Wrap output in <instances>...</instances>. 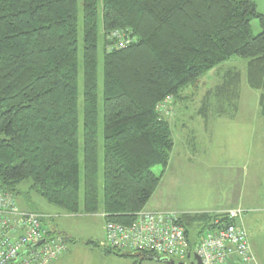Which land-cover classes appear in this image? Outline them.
Here are the masks:
<instances>
[{
    "label": "trees",
    "instance_id": "16d2710c",
    "mask_svg": "<svg viewBox=\"0 0 264 264\" xmlns=\"http://www.w3.org/2000/svg\"><path fill=\"white\" fill-rule=\"evenodd\" d=\"M81 3L80 66L78 0H0V191L28 201L34 193L67 215H95L101 210L105 221L129 225L160 183L161 176L151 169L159 166L164 171L174 146L170 124L158 111L160 105L178 99L209 71L236 57L246 61L248 87L263 92L258 106L264 123V15L250 0ZM254 19L260 26L256 36L250 31ZM114 33L130 41L118 47ZM99 50L102 205L98 197ZM240 80L238 71L228 70L214 91L218 102L233 104ZM209 97L211 92L199 111L203 118ZM25 183L27 188L20 189ZM215 219L237 224L220 214H183L180 223L191 252ZM85 245L104 255L131 258L134 264L152 256L124 254L90 241Z\"/></svg>",
    "mask_w": 264,
    "mask_h": 264
},
{
    "label": "rangeland",
    "instance_id": "374dc122",
    "mask_svg": "<svg viewBox=\"0 0 264 264\" xmlns=\"http://www.w3.org/2000/svg\"><path fill=\"white\" fill-rule=\"evenodd\" d=\"M258 13L264 15V0H250ZM99 34L101 33V13L99 12ZM251 35L260 32L257 19L251 21ZM82 59V3L78 0V61ZM102 52L99 50L98 65V197L103 200V114H102ZM228 70L238 71L241 75L238 86V98L233 104L225 100L218 102L215 88L222 83L223 75ZM79 100V166L83 175L82 157V121L81 69L78 75ZM211 92L207 103V117L200 116V110L206 94ZM262 91L252 90L246 82V61L236 57L209 71L194 86L182 91L178 99H168L159 106V113L170 124L174 146L169 156L166 169L159 166L151 171L161 176L160 183L147 203L148 208L160 212H177L182 214H216L234 204L241 190L255 182L258 190L264 191V123L259 114V96ZM231 106V108H228ZM256 156L255 158H253ZM254 167L259 172L254 176ZM262 175V176H261ZM25 183L20 189L27 188ZM18 206L22 209H35L46 217L42 222L45 230L73 226L74 237L78 244L93 242L98 245L103 241V217L100 210L93 218H68L60 209L48 204L40 196L29 194V201L16 196ZM82 201V188L80 191ZM240 210L232 208L229 211ZM229 211H226L225 214ZM86 217V216H84ZM105 218V217H104ZM241 220H237L240 224ZM241 225V224H240ZM242 226V225H241ZM77 241V240H76ZM77 244V245H78ZM73 244L69 243L70 249ZM131 258H119L104 255L101 250L93 248L90 264H133ZM144 264H159L146 262Z\"/></svg>",
    "mask_w": 264,
    "mask_h": 264
},
{
    "label": "built area",
    "instance_id": "2783aa9c",
    "mask_svg": "<svg viewBox=\"0 0 264 264\" xmlns=\"http://www.w3.org/2000/svg\"><path fill=\"white\" fill-rule=\"evenodd\" d=\"M118 47L130 41L113 34ZM227 220H239L238 210L221 213ZM182 213L142 210L129 225L105 221L101 248L124 254L152 255L189 264V250ZM224 216V217H223ZM105 217V216H103ZM40 214L21 210L16 197L0 191V264H51L67 250L62 235L48 236ZM202 264H257L248 236L240 224L228 225L215 219L205 230L197 247Z\"/></svg>",
    "mask_w": 264,
    "mask_h": 264
},
{
    "label": "crops",
    "instance_id": "0c3cea01",
    "mask_svg": "<svg viewBox=\"0 0 264 264\" xmlns=\"http://www.w3.org/2000/svg\"><path fill=\"white\" fill-rule=\"evenodd\" d=\"M254 156L253 158H255ZM254 176L258 178L260 175L256 168L254 167ZM262 176V175H261ZM258 184L255 182L250 187L241 190L238 198L234 201V204L224 208L223 210L216 211V214L225 213L232 208H240L242 210V215L239 218L241 220V225L245 229L251 253L257 264H264V191L258 190ZM264 189V187H263ZM20 208V207H19ZM21 210H26L22 209ZM154 211H159L156 208H148ZM35 210V209H32ZM31 211V210H27ZM37 213L43 215L41 212L35 210ZM68 218L81 217V218H93L87 216L93 215H68ZM86 216V217H84ZM103 220V227L105 224V218L100 217ZM73 226L60 227L59 230L51 229L47 230L53 235H62L67 239V250L66 252L51 264H90L91 258H93V247L78 244L79 241L75 238ZM70 239V241L68 240ZM77 240V241H76ZM71 243L73 246L69 249L68 244ZM78 244V245H77ZM113 256V255H109ZM117 257V256H116ZM126 258V257H119ZM152 261H143L140 264ZM156 263V262H154ZM134 264V263H133ZM161 264V263H159Z\"/></svg>",
    "mask_w": 264,
    "mask_h": 264
},
{
    "label": "water",
    "instance_id": "95a60500",
    "mask_svg": "<svg viewBox=\"0 0 264 264\" xmlns=\"http://www.w3.org/2000/svg\"><path fill=\"white\" fill-rule=\"evenodd\" d=\"M192 255H193V261H190L189 264H202L199 256L197 255V249L193 251ZM146 261H152L161 264H184V263H175L173 260L169 258H161L155 256H148L146 258Z\"/></svg>",
    "mask_w": 264,
    "mask_h": 264
}]
</instances>
